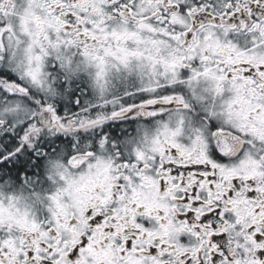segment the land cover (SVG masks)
I'll list each match as a JSON object with an SVG mask.
<instances>
[{"label": "snow or ice", "instance_id": "snow-or-ice-1", "mask_svg": "<svg viewBox=\"0 0 264 264\" xmlns=\"http://www.w3.org/2000/svg\"><path fill=\"white\" fill-rule=\"evenodd\" d=\"M0 264H264V0H0Z\"/></svg>", "mask_w": 264, "mask_h": 264}]
</instances>
